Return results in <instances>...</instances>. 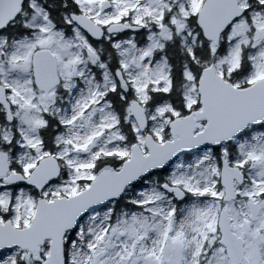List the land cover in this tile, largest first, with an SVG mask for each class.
I'll use <instances>...</instances> for the list:
<instances>
[{"label":"snow or ice","instance_id":"snow-or-ice-1","mask_svg":"<svg viewBox=\"0 0 264 264\" xmlns=\"http://www.w3.org/2000/svg\"><path fill=\"white\" fill-rule=\"evenodd\" d=\"M0 264H264V0H0Z\"/></svg>","mask_w":264,"mask_h":264}]
</instances>
